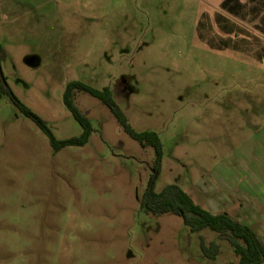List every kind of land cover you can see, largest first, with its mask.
Returning a JSON list of instances; mask_svg holds the SVG:
<instances>
[{"label":"rangeland","instance_id":"obj_1","mask_svg":"<svg viewBox=\"0 0 264 264\" xmlns=\"http://www.w3.org/2000/svg\"><path fill=\"white\" fill-rule=\"evenodd\" d=\"M0 46L9 86L59 140L83 133L67 85L109 87L134 130L160 137L157 192L179 185L213 211L219 177L239 187L247 143H264V0H0ZM75 103L94 132L56 152L0 92V264L239 263L218 233L144 211L154 148L90 94Z\"/></svg>","mask_w":264,"mask_h":264},{"label":"trees","instance_id":"obj_2","mask_svg":"<svg viewBox=\"0 0 264 264\" xmlns=\"http://www.w3.org/2000/svg\"><path fill=\"white\" fill-rule=\"evenodd\" d=\"M4 51L0 46V92L10 97L15 106L29 117L49 138L56 152L69 146H85L94 132L92 122L76 105L75 99L78 92H85L101 101L117 118L124 130L136 141L154 148L156 153L155 167L148 187L141 200L144 211L151 215L174 214L181 217L192 233H199L210 229L219 234L220 238L227 240L233 246L239 257L238 264H264V243L249 225L232 218L228 213H213L197 204L193 198L179 185L171 184L161 192L156 191V182L160 175L163 146L158 134L154 132H137L128 123V120L116 102L113 92L109 87L102 90L96 89L82 81L69 83L64 91L65 106L80 123L83 133L79 137L59 140L48 126L47 122L26 106L9 86L1 70V60ZM203 254L209 259H216L220 247L216 243L208 246L201 239Z\"/></svg>","mask_w":264,"mask_h":264},{"label":"crops","instance_id":"obj_3","mask_svg":"<svg viewBox=\"0 0 264 264\" xmlns=\"http://www.w3.org/2000/svg\"><path fill=\"white\" fill-rule=\"evenodd\" d=\"M247 144H249L248 155L243 153L240 166L245 165L246 168L248 164L247 168L251 175L244 172V175L239 178L241 187L230 184L229 182L233 180L225 174L221 176L222 178L219 177L222 185L218 191L225 198L221 201L209 199L212 207H218H215L213 211L208 210L213 213H228L232 218L249 225L258 233L257 227L264 228V143ZM208 196L211 197L209 193Z\"/></svg>","mask_w":264,"mask_h":264}]
</instances>
